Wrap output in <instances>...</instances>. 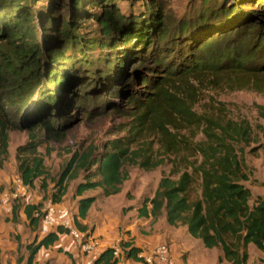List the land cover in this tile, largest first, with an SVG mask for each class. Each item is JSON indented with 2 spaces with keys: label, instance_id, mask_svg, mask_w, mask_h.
Returning <instances> with one entry per match:
<instances>
[{
  "label": "trees",
  "instance_id": "obj_1",
  "mask_svg": "<svg viewBox=\"0 0 264 264\" xmlns=\"http://www.w3.org/2000/svg\"><path fill=\"white\" fill-rule=\"evenodd\" d=\"M113 1L118 0L73 2L79 10H83L87 2L90 6L104 4L106 9L96 16L101 38L80 37L74 17L70 22L46 17L49 22L46 32L51 34L55 46L49 49L38 43L26 0H0V87L9 94L5 97L8 106L15 109L10 118L2 115L6 112L4 107L0 109V157L8 153L9 132H27L26 144L17 148V174L23 187L33 188L39 180L40 189L47 188L49 174L38 148L48 141L62 140L64 115L61 109L73 107L65 101V96L71 93V82L79 80L78 84L93 86L91 92L77 97L74 107L77 105L76 108L82 109L91 104L101 107L109 97L133 86L126 80L125 61L131 51H136L132 49L135 43L144 48L153 46V69L164 71L165 81H171L173 76H180L184 81L198 73L217 74L231 69L235 74L264 71V5L254 11L239 7L238 2L242 0H221L220 3L201 0L200 10L189 22L181 21L173 32L161 10L150 13L147 19L134 15L124 17L117 10H111ZM150 5L155 6L154 3ZM173 55L175 60H172ZM100 62L105 66L102 71H99ZM86 77H97L98 81L89 85L84 81ZM153 79L155 82L150 86L154 87L153 97L157 98L162 83H158L155 76ZM142 83H147L144 78ZM142 94L148 96L145 92ZM128 100L129 103L136 102L134 97ZM145 102L143 108H147L149 114L158 112L152 97ZM59 104L62 107L56 111ZM142 105L138 100L136 109L141 110ZM174 109L176 114L194 120L186 105ZM195 120L192 122L202 125L204 140L195 146L194 161L188 162L184 169L175 166L168 176L161 177L153 196L144 199L142 210L147 211L144 209L149 204L153 219L164 212L168 225L185 227L205 249H220V260L246 264L248 245L264 250V196L250 203L251 193L244 186L249 175L243 150L236 149L252 142L251 126L246 121L212 116ZM146 151L143 147L133 149L129 140H116L73 152L58 177L51 179L50 204H59L67 193L68 183L80 176L82 179L75 187L77 197L94 190H100L104 197L119 193L120 186L128 179V166L149 171L163 164L161 159ZM94 201V197H82L78 201L80 218L85 217ZM41 206L24 208L33 228L41 223ZM11 220H16L15 209ZM76 226L83 231L78 223ZM58 232L63 233V230L57 227L40 241L35 239L26 245V264H31L39 249L52 245ZM118 247L119 257L108 248L92 264H117L121 257L142 263L137 257L141 252L139 249L122 242Z\"/></svg>",
  "mask_w": 264,
  "mask_h": 264
},
{
  "label": "rangeland",
  "instance_id": "obj_2",
  "mask_svg": "<svg viewBox=\"0 0 264 264\" xmlns=\"http://www.w3.org/2000/svg\"><path fill=\"white\" fill-rule=\"evenodd\" d=\"M74 1L26 0L25 4L30 8L33 16L32 25L37 30L38 43L42 47L55 48L51 34L46 32L49 23L46 17L59 21L63 19L66 22H70L74 17L75 28L80 37L85 38L89 35L91 39L101 38L96 16L106 9L104 4L93 3L90 6L87 2L83 10H79L74 7ZM217 2L220 3L221 0ZM151 3L155 6L150 5ZM201 5V0H118L112 2L111 10H117L124 17L134 15L141 19L150 18V13L161 10L164 20L174 32L181 21L189 22L193 14L200 10ZM263 5L264 0L238 2V6L245 10H259ZM132 49L136 51L133 53L131 51L125 61L126 80L133 83L131 88H123L121 94L109 97L101 107L99 104H91L81 109L76 108L77 105L74 107V102L77 97L90 91L93 86L90 88L88 85L78 84L80 82L77 80L71 82V93L65 96V101L73 107L61 109L60 104L55 107L56 111L60 109L63 111V138L59 142L48 141L38 148V153L42 156L43 164L49 174L46 190L40 189L39 180L34 183L33 188L28 189H24L19 182L17 148L26 144L28 134L21 130L9 132L8 153L5 157H0V195L4 192L16 191L18 198L10 201L9 213L0 210V229L9 231L10 241L15 242L18 235L15 226L21 224L19 212H16L15 223L12 222L13 209L17 208L19 211L21 202L26 194H29L31 201L40 200L41 210L44 211L50 204L49 195L53 192L51 179L58 177L73 152L83 150L89 145L99 147L116 140H129L133 149L143 147L147 149L146 152L149 155L162 160V165L149 171L138 166H128L126 169L128 179L120 186L122 194L115 196L116 198L107 199L99 194V200L109 211L114 210L115 205L127 207V201L138 199L141 202L152 197L160 178L168 176L173 167L179 166L184 169L188 162L194 161L193 151L196 144L204 140V136L201 131L202 125L192 121L204 116L246 121L250 124L252 142L248 146L239 145L236 149L243 150L245 169L249 175V180L244 183V186L251 193L250 203L264 196V71L253 73L256 74L253 76L250 71L235 74L231 69L217 74L198 73L194 75L195 77L188 76V79L184 81L180 76H173L171 81H165L164 71L155 72L153 69L155 66L152 59L153 46L144 48L135 43ZM174 55L172 60H175ZM102 63H99V67L101 66L99 71L105 69ZM154 76L157 80L159 79L158 83L160 81L162 83L161 93L157 98L153 97L154 87L150 86L155 82ZM143 78L146 84L142 83ZM84 81L93 85L98 78L86 77ZM111 87L115 86L111 85ZM120 87L122 88L123 85ZM142 92L148 96H144ZM8 95L0 87V109L4 107L6 112H2V115L10 118L15 109L8 106L5 98ZM129 97H134L136 102L129 103ZM150 97L155 100L153 106L158 112L151 111L149 114L147 108L143 106ZM138 100L143 103L141 110L136 109ZM184 105L191 110L194 120L174 112V108ZM47 151H49L48 154ZM81 179L80 176L68 183L70 194L74 192ZM92 193L88 192V194ZM68 202L70 205L66 207V211H72L70 197ZM123 209L127 211L126 208ZM10 227L11 229H8ZM179 231L182 236L185 235L183 228H179ZM190 248L193 249L194 245H190ZM192 251L197 252V258H205V264H229L223 259L220 260L222 253L218 248L205 250L199 244L198 250ZM246 251L248 254L246 264H264V250L260 251L248 245ZM188 254L189 252L180 253L184 262Z\"/></svg>",
  "mask_w": 264,
  "mask_h": 264
},
{
  "label": "crops",
  "instance_id": "obj_3",
  "mask_svg": "<svg viewBox=\"0 0 264 264\" xmlns=\"http://www.w3.org/2000/svg\"><path fill=\"white\" fill-rule=\"evenodd\" d=\"M24 189L28 188L24 187ZM88 192L93 193L88 194ZM99 194L102 195L100 190H94L87 191L81 197H77L75 196V189L72 194L67 190L66 195L59 203L66 210V207L68 208L70 205L68 202L70 197L72 211H66V213L74 219L75 228L81 231L76 226L78 223L83 228L81 232L89 234L90 239L96 242L95 249L90 253H85L81 243L64 231L63 233L58 232L57 240L52 245L39 249L31 264H92L100 253L112 248L114 245H119L121 242L130 243L144 254L160 244H166L170 254L169 264H205V258H197V252L192 251L194 249L198 250L199 244L203 247L202 243L192 238L185 227L168 225L164 212L156 219H153L149 211L151 206L147 204L146 209H144L147 211H143V201L139 202L138 199L127 201V207L115 205L114 210L109 211L103 206V202L99 200ZM119 194L122 193L119 192L105 198L114 199ZM82 197H94L95 201L86 212L85 217L80 218L78 216V201ZM31 200L30 195L26 194L22 201L23 203L21 202L19 211L15 208V211L19 212L21 217V224H16L15 226L18 234L15 242L9 240V231H5L4 228L3 230L0 229V264H26L28 253L25 246L32 243L35 239L37 242L40 241L45 235L41 231L42 224L39 223L37 228H33L29 225L24 214L25 206L40 204L38 199L35 201ZM123 208H126L127 211H124L125 209ZM11 227L8 229H11ZM179 228L185 230V235L182 236ZM55 229L56 227L50 229L49 232L55 231ZM17 239L19 242H17ZM190 245H194V248L191 249ZM181 252H189L185 262L181 259ZM117 264L143 263L121 257Z\"/></svg>",
  "mask_w": 264,
  "mask_h": 264
},
{
  "label": "built area",
  "instance_id": "obj_4",
  "mask_svg": "<svg viewBox=\"0 0 264 264\" xmlns=\"http://www.w3.org/2000/svg\"><path fill=\"white\" fill-rule=\"evenodd\" d=\"M18 194L16 191L4 192L0 195V210L5 213H9L11 208L9 206L10 201L16 200ZM42 233L47 234L50 229L54 227H59L66 234L71 236L73 239L81 243V246L85 253L92 252L96 247V242L90 239L89 234L79 231L74 226V219L68 216L66 210L59 204H49L43 211V216L41 218ZM113 255L119 257L120 250L118 245L112 247ZM137 257L141 259L143 264H169V249L166 244H160L148 253L144 254L140 252Z\"/></svg>",
  "mask_w": 264,
  "mask_h": 264
}]
</instances>
